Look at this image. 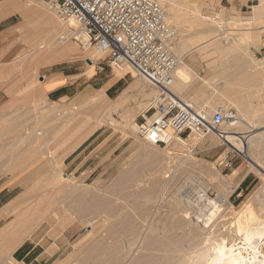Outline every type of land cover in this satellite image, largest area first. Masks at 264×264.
Returning <instances> with one entry per match:
<instances>
[{
	"label": "bare ground",
	"instance_id": "6f19581e",
	"mask_svg": "<svg viewBox=\"0 0 264 264\" xmlns=\"http://www.w3.org/2000/svg\"><path fill=\"white\" fill-rule=\"evenodd\" d=\"M158 1L167 13L169 25L177 30L178 35L180 33L175 48L179 64L176 68L174 83L170 89L192 109L202 114L208 123L211 122V115L215 111V105L219 102L235 104L238 108L239 120L230 125L227 130L221 129L222 133L225 134L224 139H221L213 129H209L206 134L203 131H195L186 138L171 137L167 140V146L161 152L158 150V146L151 141L141 138L142 142L138 147L146 154L145 159L148 163L146 168L137 165L136 167L130 166L129 169L126 167L127 169H124L112 183V187L109 186L111 190L108 188V193L99 189L98 191L88 190V192H85L87 193L86 197H84L83 190L81 192L83 196L77 192L79 195L78 200L75 197L77 202L82 201L80 204L73 203L72 201L75 199H71V202L77 206L72 210L73 215H65V218L63 215L61 218L64 220L62 221L65 223V220L68 221L67 218L70 221L72 219V222L66 223L79 224L90 228L89 233L94 236L82 244L72 255L70 254L68 261L72 260L76 264H264V186L260 185L261 187L252 193L242 207L235 208L233 212H230L229 205L225 203H227L228 197L238 188L235 180L239 173L235 172L229 176L228 180H222L225 182H215L213 184L215 189L226 197V201L224 198L220 199L219 197L211 199L206 196H208V190L212 185L211 177L214 174L217 175V173H214L211 169L208 170L210 167L207 168L204 165L205 169L203 165L197 163L194 157H191L193 149L197 145L216 146L222 143L227 145L229 150L242 154L249 161V169L245 175L255 171L264 177V131L260 132V127H264V90L261 91L260 88V91L251 96L247 95V98V96L237 95L231 90L229 91L228 86L214 85V83H229L230 78L242 77L244 79L249 75V69H256L257 84L255 85L264 86V58H257L249 51L252 47L258 50L263 47V44L260 43V34L264 32V0H259V5L251 9L254 13L251 18H244L239 15L232 16V19L227 20L224 16L225 10H222L219 13V22L200 17V6L192 7L199 2L194 3L187 0ZM187 6L192 7V9L190 7V11H187L195 15L194 17L190 16V20L185 15L189 25H186V18L183 19L182 13ZM13 15L21 21L18 27L15 26L17 31L20 30L23 34L34 39L33 45L27 52V56L29 55L32 60L31 64L36 61L32 65L34 70H37L42 64L50 65L54 62L55 56H61L65 60L81 59L77 54L76 46L72 43L73 39L68 33L67 25L60 21L56 12L44 0H0V20ZM222 25L240 28L248 25H260L261 31L251 33L246 28L245 30L239 29L243 33L239 32L240 34L233 37V35L226 34L228 30L222 29ZM193 27H200L201 30L194 34ZM39 34L40 41L38 42L39 38L37 36ZM95 52H88L92 71H94L96 61L106 56L101 52ZM211 52L218 54L219 57L213 60L209 59L207 68L214 71L216 76L204 79L194 70L189 61L194 60V53L205 56ZM238 52L243 53L242 56L240 54L237 56ZM205 59L208 60L207 56L204 57ZM121 68L115 69L119 70ZM31 69L33 68L31 67ZM130 69L131 67L125 64L122 71L125 74ZM228 74L229 77H225ZM145 80L139 82V88L142 90V100H140L141 102L138 101L140 104L137 108L122 111L128 101L125 99H120L115 105L111 102L108 105L109 109L106 108L115 112L118 110L126 112L125 119H127V122L129 121L127 132L134 135L138 134L136 117L139 112L142 110V113L145 114L155 104V99L158 98V93H160L159 89L147 91V80ZM199 80L205 85L196 88L194 85L201 83ZM36 86H39V84ZM37 97L39 101L36 104L40 105L43 94L39 93ZM97 104L96 99H92L83 107H80L78 112L79 114H85L84 111L89 110L91 106L94 108ZM95 108L98 107L95 106ZM95 108L90 114L95 120L100 123L108 122L114 127L117 125L114 118H105L107 116L106 111H100L98 108L99 112ZM48 110L51 115L65 112L66 109L52 103ZM89 111L88 113L91 112ZM124 128L126 129L125 126ZM258 129L260 130L256 131ZM34 157L32 156V158ZM23 166V159L18 158L16 162L6 164L2 172H17ZM59 175L60 178H63L62 181L65 179V183L60 182V184H64L61 185V188L67 191L65 186L73 180L63 175L62 172H59ZM53 176L49 175L47 177ZM144 177H148L147 180L143 181ZM50 180L52 181L53 178ZM53 181L55 185L58 184L55 177ZM66 181L71 182L66 184ZM188 183L192 184L195 195L184 199L177 192L180 189L182 190ZM46 184L49 187L52 186L50 182ZM69 186L74 187L76 190L79 188L74 184ZM69 189L73 190V188ZM63 190H61L62 193ZM76 190H73V192ZM70 191H68L69 194ZM71 194H73L72 191ZM132 196H137L132 207L133 211L131 208L129 209L128 205V207L123 206V203L122 207L115 204L116 200L129 201L133 198ZM124 203L126 204V202ZM69 204H67V207ZM167 204L169 205L168 211L165 210ZM17 208L19 207L16 206L15 210ZM13 211L12 209L11 213ZM20 216H16L17 218L15 217L16 219L0 233V238L3 241L0 242H6L8 245L4 250L6 255L11 254L29 237L31 232L33 233V230L26 235L21 233L22 220ZM221 220H228L231 224L235 221V224H237L233 231L236 240L231 247H227L226 238L219 237L220 239L215 240L213 237H208L211 236L212 229ZM62 221L60 225L63 223ZM86 239L88 238L86 237ZM201 239H203L202 245L204 247L199 249L198 245Z\"/></svg>",
	"mask_w": 264,
	"mask_h": 264
},
{
	"label": "rangeland",
	"instance_id": "374dc122",
	"mask_svg": "<svg viewBox=\"0 0 264 264\" xmlns=\"http://www.w3.org/2000/svg\"><path fill=\"white\" fill-rule=\"evenodd\" d=\"M187 1L194 2V3L199 2L197 5H193L192 7L194 8V7L200 6V9H201V11L199 13L200 17L209 18L211 20H216L219 22L220 16H219L218 11H216L215 9L205 10V7H208L206 4L207 3L206 0H187ZM201 2H203V3L201 4ZM190 7L191 6H189L187 9L184 7L185 9H183V12H182L183 13V19L186 18L185 19L186 23H187L188 19L189 20L191 19V18H189L190 16H192V17L195 16L194 14L189 12L192 9V7H191V9H190ZM184 10H185L186 14L184 13ZM187 10H189V11H187ZM185 15L188 17V19ZM224 16L227 20H230L233 17H235L233 15H230L228 12H227V17H226V15H224ZM240 16L246 17L248 15H247V13H242ZM186 25H189V24L187 23ZM223 26L224 25H222V29L228 30V31H226L227 32L226 34L231 35V36L233 35V37L235 35L237 36L238 34H240L242 32V31H239V29L245 30V28H246V30L247 31L249 30V32H251V33H257V32L261 31L260 25H248V26H244L242 28L236 27V26L232 27L229 25L232 30L230 29V27H227L228 25H225L224 27ZM200 30H201L200 27H193L192 28V31L194 34H197ZM229 30H231V31H229ZM179 35H180V33H179ZM260 35H261L260 43L263 44V47L260 50L252 47L249 49V51L251 52V54L253 56H255L257 58H264V32H261ZM24 36H25V38H24L23 43L20 46H18L17 49L15 48V50H13V49L7 50V57H6L7 62L13 63V66H8V67L13 68L14 70H16V72L21 71V69L25 70L26 66L20 67L14 63L21 61V59H22V61L24 60V62L26 60L32 61L31 58L29 57V55L27 56V52L31 48V45H33L34 39L30 38L29 36H27L25 34H24ZM72 43L76 46L77 54L79 55V58H81L80 59L81 62H78V66H82L84 64L85 59L89 61V58H90L89 55L90 54L88 55V52L94 53L95 50L94 49L83 50L75 41H73ZM38 45H39V43H38ZM85 51H86V53H84ZM239 54H240V56H242L243 53L241 54L240 52H238L236 55L238 56ZM86 56H88V57H86ZM193 56H194V60H192L191 65L194 68V70L197 73H199V75L202 78L206 79V78H211V77L216 76L214 71L208 70V68H207L208 63L207 62L210 60H213V59H217L219 57L218 54H214V52H211L209 54H206L205 56L204 55L200 56V55H197L196 53H194ZM206 56H207L208 60H206V59L204 60V57H206ZM102 58L100 60L98 59L96 61L95 69L103 68L105 72H111L114 70L119 76L124 75V71H122L123 66L119 70H117V69L112 70V68L108 64V61L105 59V57H102ZM66 60H68V59H66ZM62 61H65V59L62 58ZM14 65H16V66H14ZM31 67L32 66L29 67V69H30L29 75L31 78L33 76L36 77L37 73L35 75V72L33 71V69H31ZM255 71H256V69H249L248 70L249 75H247V77L244 79L242 77L241 78H230L231 80L229 81V83L228 82L227 83L226 82L214 83V85L215 84L220 85V87H221V85L222 86H228L229 91L231 90L232 92H234V94H237V95L240 94L243 96H247V95L251 96L255 92L260 91V88H261V91L264 90L263 85H260V86L255 85V84H257ZM126 73L129 74L127 76V80H132V79H135L136 81L138 79L143 80V81L145 80L144 78L137 75L132 70V68L129 71L127 70ZM225 77H229V74L226 75ZM39 82H40V79L35 78L33 80V83H31V85H32L31 89L35 85H38ZM199 82H201V81L199 80ZM198 84H195L194 86L197 88V87H202L203 85H205V83H203V82L198 83ZM146 86L148 87L149 90L157 89L154 86H152L148 81L146 83ZM135 92L138 93V90ZM37 94L34 93L33 95H30L29 100H27V101L26 100L21 101V102H26V103L28 102L29 104H25V105H21V104L20 105H11L10 104V105H7V106L3 107L2 109H0V179H2V181H10L11 183H13V185H12L13 187H18L17 188L18 196L23 195L21 198H19L20 202H18L21 207L19 205H17V206L19 208H21V210L23 212V217L20 218L22 220V222H21L22 225H21L20 230H21V233H23L25 235L32 230H33V234L45 232L47 230V223H48L49 219L54 218L52 215V211H54V210L61 211V215H62V217L64 215V218H65V215L66 216H68V215L71 216V214L73 215V212H72L73 208H75L77 206L76 204H78V203L80 204V202H82L81 200H79L77 202V200H78V196H79L78 193L81 195V192H83V190L85 193V192H88V190H97L98 191V189H99L100 191L103 190V191H106L108 193L109 189L111 190V188H109V186H111L112 183L116 180V178H118L120 176V174L123 172L124 169H127V168L129 169L132 166L136 167V165L146 168L148 165V163L145 159L146 154L142 151L141 148L138 147V145L140 146V142H142V140H141L142 137H136L139 135L138 134L134 135L131 132H127L129 121L127 122V119H125L126 114L123 115L122 113H119L118 112L119 110L117 112L112 111V110H107V109H109L108 104L110 102L105 103L107 101H104L103 99H100V98H95L96 104L98 103L95 106L98 107L100 109V111H106L105 112L107 114V116H105L106 119L110 118V117L112 119L114 118V120L116 121V124H117V125H115V127L112 126L108 122L107 123H100V122H98V120H95V118H93L92 115H90L92 113V111L90 113H88L89 110H94L95 106H94V108H93V106H91V108L89 110L84 111L85 114H89V115H85L84 113L79 114L78 111H79L80 107H82L83 105L82 106H63L66 109L65 112L62 111L61 113L58 112V113H54V114L50 115V113H48L49 112L48 108L50 107V105L52 103L50 104L49 102H47L43 106L37 105L36 102L39 101V98L37 97V96H39V93H37ZM158 94L160 95V93H158ZM248 96H247V98H248ZM112 100H114V99H112ZM127 107L128 108H132V107L136 108V106H134V103H129L127 105ZM98 108H95V110L97 109L99 111ZM220 108H223L225 110L233 109L239 114V112L237 110L238 108L235 104H232L229 102H219L218 104L215 105V111L213 112V115ZM76 109H78V110H76ZM142 114L143 113L141 110L139 112L138 116L136 117V123H141V122L137 121V118ZM213 115H211V117H213ZM124 126L126 127V129L124 128ZM101 127H103L104 131L101 132L100 134H98L94 139H91V142H93L95 140H101L103 136L110 135V134L111 135H120L122 137V140L126 142V144L121 147L119 152L114 157L113 162L115 163L116 166L111 171H109L108 174H106L102 179L99 178V179L95 180V177L98 174V172H97V173H95L96 174L95 176H91V177L87 178L88 173L83 174L81 167L78 168V166H80V160L76 161V157L78 156V154L73 155L72 157H70V159H68L62 165H59L60 163H59L58 159L60 157L63 159L65 156L68 155L65 153V151L73 144V142H75L76 140H82V138H81L82 136L89 135L87 133L89 130L99 129ZM228 127H230V125L226 124L222 127V130L223 129L227 130ZM260 129H258L256 131H259V130H260V132L264 131V127H260ZM67 136H68V138H65ZM186 137H187V135H186ZM186 137H182V138H186ZM163 148H164V146L158 147V150L161 152V150ZM27 152H28V154H27ZM30 152H32V153H30ZM22 155H23V157H21ZM223 155H225V156H223ZM32 156L33 157L35 156V157L32 158ZM191 157H194L195 160H197V163H199V165H203V167L205 165V166H207V168L210 167V168H208V170L211 169V171H213L214 173H217V175L214 174L211 177V179H212L211 184L212 185L210 186V188L208 190V193H209L208 196L211 199H215V196H217L220 199L224 198V200L226 197L221 195V193H219L215 189L213 184L215 182H225V181H222L224 179L228 180L229 176H231L235 173L234 171H232L231 159H236V158L238 159L239 164H241V173L238 174V177L235 180L236 185H237V181L240 178H242L243 176L246 177L248 175L249 176L248 179H250V180H249L247 185H243L240 188H237L236 191L228 197L227 203H225V204L229 205V211L230 212L231 211L233 212L235 210V208L242 207L256 189L258 190L261 186H264V179H263L264 177L259 172L253 171V172H250L247 175H245L246 171L249 169V164H248L249 161L242 154H240L236 151H233V150H229L228 146L223 145L222 143L219 145H216V146L208 145V144H205L202 146L197 145L193 149V153L191 154ZM18 158L23 159V161H24V166L19 171H17V172L16 171H9L6 173L2 172L3 167L6 164L11 163V162H16L18 160ZM30 158H31V161H30ZM202 162H204V163L202 164ZM204 168L206 169V167H204ZM213 168H215V169H213ZM214 170H216V171H214ZM59 172H62L63 175H65L68 178L73 180V182H71V181L67 182L66 181L67 182L66 184H69V182H71L69 185L74 184L75 186L76 185L79 186L78 190L74 189V187H71L69 185L65 186V189L67 188V191L63 190V188H61L62 187L61 185H64V184H60V182L65 183V179H64V181H62L63 178L62 177L60 178ZM198 173H199V171H198ZM15 175H19V176H15ZM49 175L50 176L55 175V176L48 178L47 176H49ZM54 177H55V181L58 183L57 185L54 184V181H53ZM52 178H53V180L51 181L50 179H52ZM147 178L144 177L143 181L147 180ZM41 182H42V185H41ZM49 182H50V185H52L51 187H49V185H47V184L45 185V183H49ZM82 185H83L84 189L82 188ZM188 185H190V186H188ZM69 188H73V190H76V191L73 192V190L69 189ZM81 189H82V191H81ZM57 190L58 191L60 190V192H58ZM61 190H63V193L61 192ZM70 190L72 191L73 194H71ZM68 191H70L71 195L68 193ZM192 191H193V186L191 183L190 184L188 183L182 188V190L180 189L179 192H177V193L180 194L181 197H183L185 199V198H189L192 195L193 196L195 195L194 191L193 192ZM45 192H47V193H45ZM241 192H243L242 196H240ZM66 193H68V194H66ZM84 193H82V194L84 195V197H86L85 195L87 193H85V194ZM62 194H64V195H62ZM83 195H81V196H83ZM65 197H67L68 199ZM75 197L77 198V200ZM132 197L133 198L129 201L128 200L127 201L122 200L123 201L122 202L120 200L121 203H120V201L116 200L115 204L118 207H119V205L122 207V203H123V206L128 205L129 209L131 208V210L133 211L132 207H133V204L135 203L134 201L137 198V196H132ZM262 197H263V195H262ZM47 198H49V199H47ZM71 199L72 200L75 199L76 201L73 200L72 202L73 203L77 202V203L74 205L71 202ZM124 202H126V204ZM71 203H72V209L70 211L69 209L71 207ZM61 204L63 206L65 204V206L63 207ZM67 204H69V206H68L69 208L67 207ZM231 207H233V208H231ZM19 208H17V209H19ZM25 209H27V211H25ZM168 209H169V205L167 204L165 210L168 211ZM67 212H69L70 214H68ZM12 218L13 217H7L4 224L6 225L7 223H9L12 220ZM70 218H72V217H70ZM67 219H68V221L65 220V223H64L62 221V220H64L63 218H61V219H59V217H57L56 219L54 218V220H56L57 222H61V221L63 222L62 223L63 226H61V227L63 229L65 227V229L63 230L61 228L63 230V231L61 230L62 233L65 232L67 229H71L73 226V223H68V224H70L68 226V224L66 222H72V219H71V221L69 220V218H67ZM73 220H74V216H73ZM236 227H237V224H235V221L232 222V224H231L228 220H226V221L221 220L220 222L217 223V226L212 229L213 232H212L211 236H208V237H210V238L213 237L215 240L220 239L221 237L226 238L227 247H231L234 244V241L236 240L235 233L233 232ZM89 231H90V228H86L85 226H80L79 224L77 226H75L74 234H77V235L72 240L71 246H69L70 248L62 249L60 251V254L58 255V257H56L49 264H76L72 260L68 261V259L82 244H84L85 242H87L88 240H90L94 236L93 234L89 233ZM86 237L88 239H86ZM0 241H2L1 238H0ZM202 241H203V239H201L199 242V245H198L199 249L204 247L202 245ZM2 242H0V243H2ZM210 243H208V244L210 245ZM7 246L8 245L6 244V242L2 243L0 245V264H18L19 262L15 261L12 258V253L7 254V255L4 254V250ZM199 246H201V247H199ZM193 251H195V250H193ZM19 264H23V263H19ZM189 264H191V263H189Z\"/></svg>",
	"mask_w": 264,
	"mask_h": 264
},
{
	"label": "crops",
	"instance_id": "0c3cea01",
	"mask_svg": "<svg viewBox=\"0 0 264 264\" xmlns=\"http://www.w3.org/2000/svg\"><path fill=\"white\" fill-rule=\"evenodd\" d=\"M206 2L208 7H205V10L215 9L219 13L225 10L226 17L227 12L233 16L247 13L248 16L244 18L253 17L254 13L251 9L260 3L259 0H206ZM20 24V19L14 15L1 18L0 20V109L10 104H29L28 102L21 101L29 100L30 95L37 94L36 92L43 94L41 106L47 102L59 106H84L88 101L95 98L107 101L105 103L113 102L114 105L120 99L128 100L122 111L135 109L133 107L128 108L127 105L129 103H134L136 108L140 104V100H142V90L139 88L140 79L137 81L135 79L127 80L128 73L119 76L113 69L111 72H105L103 68L95 69L96 65H94V71H92V65L89 64L88 60H85L82 66H78V62H81L80 59L62 61L61 56H55L54 62L50 65L42 64L37 70H34L32 66L36 61L33 62L34 64H31L32 61L30 60H26V63L22 60L14 63L20 67L26 66L25 70L21 69V71L16 72L13 68H9L8 66H13V63L7 62V50L17 49L25 38L24 34L19 29V31L16 29ZM37 37L39 38L37 40L39 42L40 34ZM189 62L191 64L192 61ZM30 64L35 75L37 73L36 77L33 76L31 78L29 75ZM34 78L40 79L39 86H34L31 89V83H33ZM137 90L138 93L135 92ZM138 101L140 102L138 103ZM90 111L93 112V110ZM122 111L119 110L118 112L124 115L125 112ZM137 121L143 122L144 115H140ZM103 131V127L91 129L87 132L89 135L82 136V140L73 142L65 151L68 155L63 159L61 157L58 159L59 165H62L73 155L78 154L76 161L80 160L78 168L81 167L82 173H88L87 178H89L95 176V173L98 172L95 180L102 179L116 166L113 159L121 147L126 144L120 135L111 134L103 136L101 140L91 142V139H94ZM65 138H68V136ZM231 163L232 171L239 172L240 174L241 164H239L238 159H231ZM248 177V175L244 176L237 181L238 188L248 184L250 180ZM12 185L13 183L10 181H2L0 179V233L19 215H21L20 218L23 217L21 208L15 210L19 204L18 202H20L19 198L23 195L18 196V187H13ZM242 194L243 192L240 193V196ZM12 209L14 211L11 213ZM15 211L16 213H14ZM52 215L55 219L57 217L61 219L62 217L59 210L52 211ZM7 217L13 218L5 225ZM54 218L49 219L45 232L37 234L31 232L29 237L12 252V258L15 261L23 264H49L58 257L62 249L70 248L72 240L77 235L74 234L76 224H73L71 229H67L62 233V223L60 225V222L58 223Z\"/></svg>",
	"mask_w": 264,
	"mask_h": 264
},
{
	"label": "built area",
	"instance_id": "2783aa9c",
	"mask_svg": "<svg viewBox=\"0 0 264 264\" xmlns=\"http://www.w3.org/2000/svg\"><path fill=\"white\" fill-rule=\"evenodd\" d=\"M45 1L83 50L105 54L112 69L128 64L160 90L155 104L143 114L144 121L137 123L140 137L166 147L171 137H189L195 131L206 134L213 129L224 139L222 127L239 120L235 110L220 108L208 123L170 89L179 64L175 51L179 35L158 0Z\"/></svg>",
	"mask_w": 264,
	"mask_h": 264
}]
</instances>
